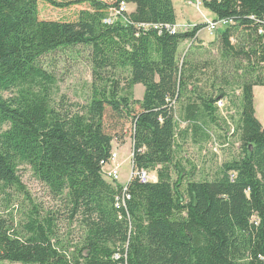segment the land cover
<instances>
[{"label":"trees","instance_id":"obj_1","mask_svg":"<svg viewBox=\"0 0 264 264\" xmlns=\"http://www.w3.org/2000/svg\"><path fill=\"white\" fill-rule=\"evenodd\" d=\"M201 1L214 22L227 23L205 62L198 35L208 24L174 32L173 0H0V189L23 190L26 164L83 228L69 247L60 210L33 207L22 232L0 212V264H264V127L254 97L264 87V0ZM41 2L80 9L73 19L43 20ZM122 2L135 11L106 23ZM188 42L195 45L180 58ZM81 49L91 100L81 112L52 108L58 78L45 61ZM138 85L143 98L133 100ZM237 91L241 155L213 180L196 181L178 158L176 106L188 124L182 134L197 137ZM108 110L132 124L126 187L102 174L114 150ZM142 171L157 180L141 182ZM124 187L130 199L118 206Z\"/></svg>","mask_w":264,"mask_h":264},{"label":"rangeland","instance_id":"obj_2","mask_svg":"<svg viewBox=\"0 0 264 264\" xmlns=\"http://www.w3.org/2000/svg\"><path fill=\"white\" fill-rule=\"evenodd\" d=\"M58 3H65L74 0H53ZM111 2V0H103ZM178 13L179 21L187 22V26L196 24H209V12L203 7L201 0H173ZM183 6L185 10L180 7ZM40 18L50 21H62L73 19L75 13L80 9L76 6L70 9L55 8L48 3H40ZM185 12V13H184ZM207 15L205 17L204 15ZM209 20V21H208ZM183 25L186 26V23ZM189 28V27H187ZM183 30V29H182ZM199 44L202 46L198 57L204 62L213 60L217 55V33L210 32L208 28L203 30ZM199 38V37H198ZM192 42L185 43L180 48V58H183L188 50L193 47ZM190 46V47H189ZM81 53L68 51L65 54H56L48 57L45 61L46 67L54 72L58 78L50 101L51 107L60 110L81 112L85 110L91 100L94 86V78L88 53L84 50ZM123 86V85H122ZM144 94L142 85L135 86L129 95L133 100H141ZM239 92L231 95L229 99L221 101L218 107L217 123L212 124L209 120L203 119L201 125L204 133L194 137L191 132L182 134L188 124L182 117V109L176 106V121L178 123V158L187 171H193L196 181L213 180L218 176L221 166L228 161L238 158L241 155V143L236 126L239 123ZM9 97V94H3ZM105 126L108 133L114 137L113 151L118 154V163L121 165L120 180L118 185L125 186L132 177V156L133 138L131 120L121 119L110 110L105 117ZM23 190L21 189H0V212L5 217L13 219L15 228L22 232L28 212L33 207L47 213L60 210L62 222L60 223L59 237L67 246L79 242L83 235V228L77 223L66 220L65 207L57 201L48 187L36 176L30 166L23 164L18 168ZM157 177L156 172H150ZM63 214V215H62ZM7 264V263H5Z\"/></svg>","mask_w":264,"mask_h":264},{"label":"built area","instance_id":"obj_3","mask_svg":"<svg viewBox=\"0 0 264 264\" xmlns=\"http://www.w3.org/2000/svg\"><path fill=\"white\" fill-rule=\"evenodd\" d=\"M128 12V4L125 2H122L120 6L117 9H114L111 11L108 19L105 21L106 23H112L115 21L122 13ZM226 22L223 23H215L211 22L208 24V29L210 32H215L218 28L221 26H226ZM188 29V28H186ZM184 29V30H186ZM180 28L176 25L173 31H178ZM120 170H121V165L118 163V154L113 151L112 152V157L110 161L106 164H104L103 169H102V174L104 178L112 183H117L120 180ZM134 175V172L132 171V176ZM138 177L141 182L146 183V182H153L154 177L150 175V173L146 171H142L138 174ZM132 178V177H131ZM131 180V179H130ZM129 180V181H130ZM127 185H125L126 187ZM124 187V198L123 199H118V206L121 205L124 200L130 199V196L127 194V188Z\"/></svg>","mask_w":264,"mask_h":264},{"label":"crops","instance_id":"obj_4","mask_svg":"<svg viewBox=\"0 0 264 264\" xmlns=\"http://www.w3.org/2000/svg\"><path fill=\"white\" fill-rule=\"evenodd\" d=\"M174 4V2H173ZM174 7H175V10H176V15H177V26L182 30L186 29L187 27H192L194 25V23H192L191 25H188L187 26V22H184V21H179V18H178V13H177V8L174 4ZM183 11L185 10V8L183 6H180ZM136 7L135 5L133 4H128V12H133L135 11ZM209 12V15L208 17L209 20L210 19H214V15L210 12ZM185 13V12H184ZM205 17H207V15L205 14L204 15ZM208 20V21H209ZM184 23H186V26L183 25ZM197 25V24H196ZM202 32L204 31H201L198 35L199 39L200 40H203V41H206L204 38H202ZM190 47V46H189ZM254 97H255V109H256V116L257 118L259 119V121L261 122V124L263 125L264 127V87H255L254 88ZM156 180H157V177L155 176ZM155 180V181H156Z\"/></svg>","mask_w":264,"mask_h":264},{"label":"bare ground","instance_id":"obj_5","mask_svg":"<svg viewBox=\"0 0 264 264\" xmlns=\"http://www.w3.org/2000/svg\"><path fill=\"white\" fill-rule=\"evenodd\" d=\"M213 22H214V21H213ZM215 23H216V22H215ZM224 28H225V27H224ZM218 30H220V28H218ZM218 30H217V31H218Z\"/></svg>","mask_w":264,"mask_h":264}]
</instances>
